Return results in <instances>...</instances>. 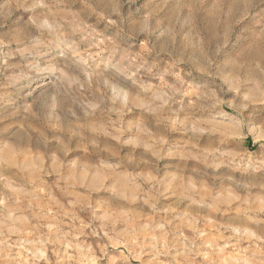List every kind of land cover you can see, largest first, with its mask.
Listing matches in <instances>:
<instances>
[{
  "label": "rangeland",
  "instance_id": "1",
  "mask_svg": "<svg viewBox=\"0 0 264 264\" xmlns=\"http://www.w3.org/2000/svg\"><path fill=\"white\" fill-rule=\"evenodd\" d=\"M0 264H264V0H0Z\"/></svg>",
  "mask_w": 264,
  "mask_h": 264
},
{
  "label": "bare ground",
  "instance_id": "2",
  "mask_svg": "<svg viewBox=\"0 0 264 264\" xmlns=\"http://www.w3.org/2000/svg\"><path fill=\"white\" fill-rule=\"evenodd\" d=\"M122 96H123L124 99L126 98V94H125V93H123ZM1 159H2V160H5V159H3V158H1Z\"/></svg>",
  "mask_w": 264,
  "mask_h": 264
}]
</instances>
